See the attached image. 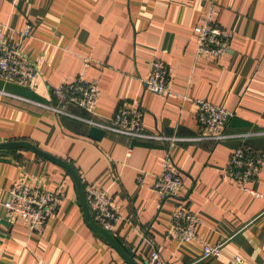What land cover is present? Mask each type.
Here are the masks:
<instances>
[{
	"label": "crops",
	"instance_id": "1",
	"mask_svg": "<svg viewBox=\"0 0 264 264\" xmlns=\"http://www.w3.org/2000/svg\"><path fill=\"white\" fill-rule=\"evenodd\" d=\"M209 0H0V31L31 60L43 59L31 84L0 78V143L27 141L70 162L83 184L112 195L121 218L113 232L144 264L159 249L167 264H264V198L245 192L226 175L231 152L243 142L264 153V0H219L217 19L232 32L230 52L219 60L197 54L195 27ZM30 28L28 35L23 31ZM91 65L85 66V59ZM163 60L171 94L149 90L151 62ZM83 74L99 79L93 111L68 104L69 114L45 105L52 90ZM192 98L235 112L222 141L201 134ZM122 102L139 105L148 132L175 136L133 138L106 131L75 115L106 122ZM252 133L247 138L238 135ZM170 153L183 179L164 200L152 184ZM143 182L140 183L139 177ZM15 181L64 191L66 199L42 234L11 220L4 205ZM251 186L264 194V165ZM197 213V232L224 242L221 256L202 258L199 243L169 234L180 205ZM0 264H129L90 226L76 180L60 164L27 149L0 152Z\"/></svg>",
	"mask_w": 264,
	"mask_h": 264
},
{
	"label": "built area",
	"instance_id": "2",
	"mask_svg": "<svg viewBox=\"0 0 264 264\" xmlns=\"http://www.w3.org/2000/svg\"><path fill=\"white\" fill-rule=\"evenodd\" d=\"M219 0H209L208 6L195 27L197 54L219 60L230 52L232 32L225 28L217 19ZM30 28L23 31L28 35ZM43 59L31 60L23 55L19 44L7 42L6 31H0V78L6 81H16L22 84H31L41 72ZM91 65L89 58L85 59L86 68ZM171 74L167 64L161 59H154L148 76L144 83L146 87L157 94H171ZM99 79L86 80L79 74L73 80L59 84L52 90L55 103L45 105L58 114H73L65 110L66 105L73 104L93 111L100 96ZM200 124L201 134L196 139L222 141L230 135L224 131L228 121L235 115L233 110L214 104L202 98L191 99ZM91 126L103 128L125 134L133 138H159L167 143H174L180 138L153 134L146 130L144 124V111L136 104L122 102L114 114L106 120L99 122L93 119L82 118ZM252 133L238 135L247 138ZM264 165V153L254 150L244 142L237 146L230 156L225 168L226 175L239 184L242 189L256 197L264 198V194L254 189L251 184L258 180ZM143 177H139L140 183ZM183 186L180 170L173 162L168 152L158 174L152 184L154 191L162 200L175 196ZM86 199L92 212L94 221L109 232H113L121 218L113 197L107 190L95 182L84 185ZM10 197L5 201L8 216L11 220L22 219L26 221L32 232L42 234L49 219L59 211L66 199L64 191H51L40 186L15 181L10 187ZM201 223L200 216L180 205L174 212L169 234L179 242L186 244L197 242L202 249V258L221 256L224 242L211 243L197 232ZM233 261L244 263L241 256H235ZM144 264H167L162 258L159 249L154 250Z\"/></svg>",
	"mask_w": 264,
	"mask_h": 264
},
{
	"label": "water",
	"instance_id": "3",
	"mask_svg": "<svg viewBox=\"0 0 264 264\" xmlns=\"http://www.w3.org/2000/svg\"><path fill=\"white\" fill-rule=\"evenodd\" d=\"M105 132L106 130H104L103 128L97 126H91L89 131V136L93 139L100 140L104 136ZM15 148L30 149L40 154L41 156L47 157L50 160L66 168L76 180L79 195L90 226L93 228L94 231L104 236L129 264H137L136 262H134L132 254H130V251L124 246V244L115 235H113L111 232L107 231L106 229H104L102 226H100L94 221L91 209L86 199L85 188L82 179L80 177V174L70 162L62 158L56 157L27 141H12V142L0 143V152H5L8 149H15Z\"/></svg>",
	"mask_w": 264,
	"mask_h": 264
}]
</instances>
